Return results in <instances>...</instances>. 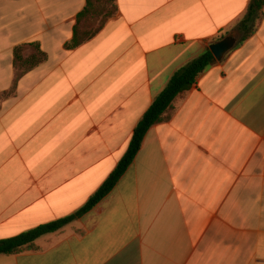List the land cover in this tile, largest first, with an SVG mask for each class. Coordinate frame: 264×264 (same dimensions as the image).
Instances as JSON below:
<instances>
[{"label":"crops","instance_id":"0c3cea01","mask_svg":"<svg viewBox=\"0 0 264 264\" xmlns=\"http://www.w3.org/2000/svg\"><path fill=\"white\" fill-rule=\"evenodd\" d=\"M115 0L76 49L87 0H0V242L77 215L176 71L238 37L180 95L111 193L0 264H264V8ZM41 62L21 75L23 58Z\"/></svg>","mask_w":264,"mask_h":264},{"label":"trees","instance_id":"16d2710c","mask_svg":"<svg viewBox=\"0 0 264 264\" xmlns=\"http://www.w3.org/2000/svg\"><path fill=\"white\" fill-rule=\"evenodd\" d=\"M100 1L103 0H87V6L78 15L77 26L74 31V37L70 44L67 45L69 50H73L86 43L104 27L105 23L102 22L100 26L94 30L89 29L90 17L95 15L100 7ZM111 1L113 3L112 11L108 12L107 21L112 18L116 11L115 0H105V2ZM97 5V7H96ZM264 8V0H252L249 6L248 13L244 20L240 23V31H244L246 36L243 40H246L253 33L254 25L260 16L261 11ZM42 59V53L39 47L36 46V54L25 60L23 58V49L17 48L15 51V65L21 69V75L37 66ZM217 62L214 55L207 48L199 57L192 62L182 67L174 73L171 77L167 87L155 98L152 105L145 113L141 121L135 128L132 140L129 144L128 150L124 158L119 163L117 169L112 173L109 179L104 183L100 190L93 196L84 209H82L77 215L69 217L67 219L44 225L35 230L26 232L18 237L11 238L0 242V255H12L16 254L21 248L32 244L38 238L58 231L64 225L75 219L76 217L85 214L103 199H105L111 191L115 188L122 176L126 173L129 167L134 162L137 154L141 150L144 139L149 130L157 124L164 122L165 114L170 110L174 101L182 94L188 92L198 81L202 74H204L209 68L215 65Z\"/></svg>","mask_w":264,"mask_h":264},{"label":"water","instance_id":"95a60500","mask_svg":"<svg viewBox=\"0 0 264 264\" xmlns=\"http://www.w3.org/2000/svg\"><path fill=\"white\" fill-rule=\"evenodd\" d=\"M238 43V37L229 36L220 42L213 43L209 46L210 51L215 57V60L221 63L229 52H231Z\"/></svg>","mask_w":264,"mask_h":264},{"label":"rangeland","instance_id":"374dc122","mask_svg":"<svg viewBox=\"0 0 264 264\" xmlns=\"http://www.w3.org/2000/svg\"><path fill=\"white\" fill-rule=\"evenodd\" d=\"M96 3V0H95ZM113 3L111 1L105 2V0L100 1V7L98 8L97 12L95 13L94 17L91 16L90 19V26L89 29H96L100 26L102 22H107V15L109 11H112ZM97 7V5H96Z\"/></svg>","mask_w":264,"mask_h":264}]
</instances>
